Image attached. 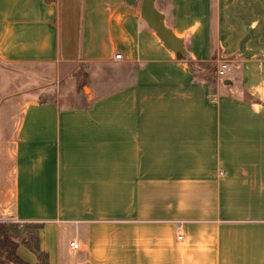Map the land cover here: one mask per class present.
<instances>
[{"label": "crops", "instance_id": "crops-1", "mask_svg": "<svg viewBox=\"0 0 264 264\" xmlns=\"http://www.w3.org/2000/svg\"><path fill=\"white\" fill-rule=\"evenodd\" d=\"M141 5L0 0V65L126 70L0 96V220L30 264H264V0H154L181 58Z\"/></svg>", "mask_w": 264, "mask_h": 264}, {"label": "rangeland", "instance_id": "rangeland-1", "mask_svg": "<svg viewBox=\"0 0 264 264\" xmlns=\"http://www.w3.org/2000/svg\"><path fill=\"white\" fill-rule=\"evenodd\" d=\"M125 71V68L112 63L96 64L91 67L81 63L51 67L41 64L0 65V96L23 92L26 97L37 96L39 101L52 100L59 104H77L86 98L91 87H96ZM209 73L215 76L213 72ZM23 100L24 98L20 97V104H23ZM0 155H3L2 151ZM0 164L2 168L3 164ZM0 222L14 224L6 219Z\"/></svg>", "mask_w": 264, "mask_h": 264}, {"label": "water", "instance_id": "water-1", "mask_svg": "<svg viewBox=\"0 0 264 264\" xmlns=\"http://www.w3.org/2000/svg\"><path fill=\"white\" fill-rule=\"evenodd\" d=\"M140 15L157 32L159 37L175 51L176 57L181 58L182 53L179 44L171 32L165 27L162 15L154 7V0H142Z\"/></svg>", "mask_w": 264, "mask_h": 264}, {"label": "trees", "instance_id": "trees-1", "mask_svg": "<svg viewBox=\"0 0 264 264\" xmlns=\"http://www.w3.org/2000/svg\"><path fill=\"white\" fill-rule=\"evenodd\" d=\"M11 225L0 222V261L3 264H30L18 256V240L11 234ZM36 251L39 252L38 248Z\"/></svg>", "mask_w": 264, "mask_h": 264}, {"label": "built area", "instance_id": "built-area-1", "mask_svg": "<svg viewBox=\"0 0 264 264\" xmlns=\"http://www.w3.org/2000/svg\"><path fill=\"white\" fill-rule=\"evenodd\" d=\"M115 58L116 59H120L121 58V54L120 53H116L115 54ZM228 70H229V62H228V60L222 59V60H220L219 64L214 67L213 73H214V75L216 77L222 78V77H224L227 74ZM219 173L222 174L223 171H219ZM177 238L180 239L181 236L178 235ZM70 246L73 247V248H77L78 247L77 241H71L70 242Z\"/></svg>", "mask_w": 264, "mask_h": 264}]
</instances>
